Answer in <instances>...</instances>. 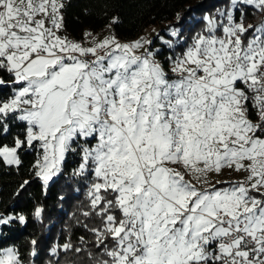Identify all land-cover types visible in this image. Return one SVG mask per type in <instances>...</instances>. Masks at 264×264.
<instances>
[{
  "label": "snow or ice",
  "instance_id": "obj_1",
  "mask_svg": "<svg viewBox=\"0 0 264 264\" xmlns=\"http://www.w3.org/2000/svg\"><path fill=\"white\" fill-rule=\"evenodd\" d=\"M63 8L0 0V90L10 89L0 130L23 124L0 162L19 166L18 150L36 151L31 171L46 189L71 156L69 179L85 193L72 214L85 235L50 254L77 264H264V0H226L192 24L177 14L160 48L145 35L120 41L118 17L103 38L69 39ZM250 9L257 23H245ZM13 220L26 223L0 215V225ZM0 264H22L19 251L0 248Z\"/></svg>",
  "mask_w": 264,
  "mask_h": 264
},
{
  "label": "trees",
  "instance_id": "obj_2",
  "mask_svg": "<svg viewBox=\"0 0 264 264\" xmlns=\"http://www.w3.org/2000/svg\"><path fill=\"white\" fill-rule=\"evenodd\" d=\"M64 31L72 37L80 38L86 30L93 33L104 30L112 17H118L119 22L113 26L112 32L119 40H129L142 32L147 25H161L156 33L153 47L160 48L158 37L167 38L168 27L180 14L189 24L205 13H212L224 5L226 0H62ZM247 21L258 22L261 16L252 14L249 10ZM188 25H185L187 27ZM201 25L196 24L193 31ZM179 51V49H177ZM169 55L166 46L160 59ZM10 89L0 90L7 95ZM23 124L12 123L10 131L5 134L0 130V146L13 145L14 137L21 134ZM21 164L6 165L0 162V215L18 216L23 214L26 223L13 220L7 225H0V248H16L22 264H77V258L71 253L60 251L58 256L50 254L53 247L62 245L67 240L74 244L79 237L85 235L76 225L73 213L78 214V207L85 200L83 188L69 174L73 165V157L69 156L65 165L64 175L55 177L45 189L42 181L35 178L31 171L35 162L36 151L22 148L18 150ZM29 183L20 189V184ZM79 189V191H77ZM40 206L41 218L34 215V210ZM35 240L36 255L33 256L32 241ZM84 264H87L85 258Z\"/></svg>",
  "mask_w": 264,
  "mask_h": 264
},
{
  "label": "rangeland",
  "instance_id": "obj_3",
  "mask_svg": "<svg viewBox=\"0 0 264 264\" xmlns=\"http://www.w3.org/2000/svg\"><path fill=\"white\" fill-rule=\"evenodd\" d=\"M212 11L215 12L216 10H215V11L212 10ZM213 12H212V13H213ZM253 20H254L253 18L250 19V21L245 20V23H246V24H249V23L254 24V23H256V22H254ZM160 27H161V25H147V26L144 27V29L142 30V32L139 33L138 35H136L135 37H133V38H131V39H129V40H120V41H122V42L130 41V40H133V39H135V38H137L138 36H141V35L149 36L150 38H152V37H157L158 35H157L156 33L160 30ZM153 30H155V32H153ZM60 34L63 35V36H67L69 39H76L75 37L69 36V35L64 31V29L61 31ZM108 34H109V32H108L106 29L93 33V35H97V36H99L100 38H103V36L108 35ZM80 39H82V37H80ZM159 40H160V39H159V37H158V41H159ZM160 42H161V41H160ZM155 48H156V47H155ZM158 58H159V57H158ZM159 59H160V58H159ZM165 67H167V65H165ZM9 247H11V246H9ZM6 248H8V247H6Z\"/></svg>",
  "mask_w": 264,
  "mask_h": 264
},
{
  "label": "built area",
  "instance_id": "obj_4",
  "mask_svg": "<svg viewBox=\"0 0 264 264\" xmlns=\"http://www.w3.org/2000/svg\"><path fill=\"white\" fill-rule=\"evenodd\" d=\"M75 40H80V38H76Z\"/></svg>",
  "mask_w": 264,
  "mask_h": 264
},
{
  "label": "crops",
  "instance_id": "obj_5",
  "mask_svg": "<svg viewBox=\"0 0 264 264\" xmlns=\"http://www.w3.org/2000/svg\"><path fill=\"white\" fill-rule=\"evenodd\" d=\"M69 35V34H68ZM70 36V35H69Z\"/></svg>",
  "mask_w": 264,
  "mask_h": 264
}]
</instances>
